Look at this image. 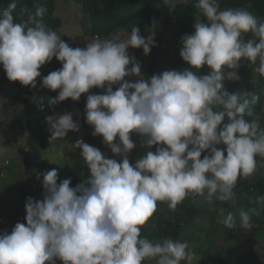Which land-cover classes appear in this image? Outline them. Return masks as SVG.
<instances>
[{"label":"clouds","instance_id":"1","mask_svg":"<svg viewBox=\"0 0 264 264\" xmlns=\"http://www.w3.org/2000/svg\"><path fill=\"white\" fill-rule=\"evenodd\" d=\"M170 10L175 0H164ZM194 32L181 38L180 56L189 65L146 77L129 49L145 56L156 43L154 21L141 34L101 39L71 47L43 20L47 9L33 13L15 0L0 10V66L7 79L37 88L41 67L53 58L62 67L42 77L41 88L58 92L56 105L79 102L87 94L86 123L102 136L109 158L83 140L70 145L90 171L76 186L60 180L59 170L43 172V197H28L26 223L0 233V264H192L196 253L186 240L149 239L142 228L157 212L158 202L176 211L188 198L233 201L238 182L253 177L264 159V126L249 110L261 97L229 92L225 81H238L243 61L264 77V18L246 8H221L219 0H197ZM26 17V18H25ZM207 66L210 71L201 75ZM136 79L133 80L132 78ZM253 79L252 83H258ZM118 85L116 90L113 86ZM102 89L94 94L92 89ZM251 97V99H249ZM49 142L78 131L70 112L48 115ZM148 150L135 164L132 134ZM223 146V147H218ZM153 149H155L153 151ZM206 153V154H205ZM59 180V183H58ZM248 210L228 211L221 223L229 230L251 232L252 217L264 213V194L250 199ZM153 227L155 222L153 221ZM257 253L264 257V243Z\"/></svg>","mask_w":264,"mask_h":264},{"label":"trees","instance_id":"2","mask_svg":"<svg viewBox=\"0 0 264 264\" xmlns=\"http://www.w3.org/2000/svg\"><path fill=\"white\" fill-rule=\"evenodd\" d=\"M70 1L80 6L84 14V18L81 22L82 35L71 40H65L74 48L83 47L87 43V38H93L95 36H99L101 39L112 38L122 34L123 31L130 32L133 26H139L141 31L147 30L152 26L154 21L156 24L160 21H166L168 24L172 25L171 30L168 31L172 37L169 39V45L176 46L180 37L185 32H187V34L192 33V26H194L195 23L194 17L197 15L198 11L194 7L197 0H187L175 4L173 10H170L169 7L164 4V0ZM12 2L13 0H0V10L7 9ZM219 2L221 8L242 7L264 18V0H219ZM15 3L17 4V9L14 10V13L25 5L33 13L37 7L44 6L47 9L43 17L44 22L54 30L62 26V20L56 16L58 0H15ZM177 25H180L183 30L178 31L176 28ZM174 35H178V38L175 39ZM171 58L173 60V70L182 71L189 67L185 61L175 60L173 57ZM47 67L48 72L46 75L51 71L61 68L62 65L58 60L53 58V60L47 64ZM255 67L256 65H249L247 61H243L240 68L236 70L240 76V80L228 81L225 87L229 92L236 93L247 91L251 94L260 96L261 103L255 105H252L251 102L249 103V110L252 112V116L248 118L253 119L259 115L261 124L264 126V77H259L258 74L255 73ZM164 70H167V67H159L156 63H152L145 69L144 76L151 77L153 74H157ZM209 71L210 69L205 66L200 70L199 74L204 75ZM253 79H258L259 82L253 85ZM40 84H37L38 87L35 89L29 86L28 90L24 93L20 92L16 94L17 100L22 103V106L14 108V118L10 128H25L26 144L22 149V161L28 170V175L20 186L12 189L9 194V199L0 200L1 207H3V203H8L10 201L15 205L18 212L25 216L27 198L32 197L34 200L39 201L43 197L44 190L41 182V174L47 171V166L45 164H33L32 156L46 149V140L49 132L46 117L48 115H62L65 112L73 113L80 102L84 107L86 106L87 98V94H84L81 96L79 102L68 99L53 105L50 102L58 95V92L41 88ZM117 87L118 85H114L113 90H116ZM35 91L36 93L33 95ZM103 91L104 90L98 88L92 89V93L94 94H103ZM24 94L27 95L24 96ZM32 97L33 99L30 102L29 100ZM249 99H251V97H249ZM132 138L137 145V151L130 154L129 160L131 163L135 164L136 160L148 149L141 145V138L139 135L133 133ZM82 140L92 146L98 144L89 134H85ZM154 150L155 149H153V151ZM78 157L79 154L74 157L73 165L70 169V178L73 187L83 182L90 174V171L84 174ZM120 160L119 158L118 161ZM257 160L259 163H264V159L260 157H257ZM235 191L236 197L233 201L222 203L215 198L212 201L208 200V205L214 212L215 217H217L214 218L217 223H221L220 221H222V218L228 211L239 212L241 209L248 210L252 206L250 204V199L257 194H264V168H259L253 177L240 180ZM196 198L205 199V197L202 196H197ZM196 213L201 212L188 203L178 205L176 211L170 210L167 205L158 203L157 212L154 214L152 220L148 225L142 228V236H147L149 239L153 240L163 239L165 236L176 239V232H183L186 221H192V217ZM153 221L155 222V227H153ZM252 222L254 225L251 231L252 233L264 231V213H262L260 217L253 216ZM239 231L241 230L239 229ZM216 234L217 232L213 235V242L218 240ZM197 253L200 259L192 262V264H264V257L259 255L257 251L250 252L246 248L236 249L227 244L215 245L213 248L209 247L204 251L199 250ZM57 264H61V262L57 261Z\"/></svg>","mask_w":264,"mask_h":264},{"label":"rangeland","instance_id":"3","mask_svg":"<svg viewBox=\"0 0 264 264\" xmlns=\"http://www.w3.org/2000/svg\"><path fill=\"white\" fill-rule=\"evenodd\" d=\"M184 1L187 0H175V4ZM56 16L62 20V26L59 29H56V31L64 40H71L82 35L81 22L84 18V14L80 6L70 0H58ZM171 28L172 25L168 24L166 21L157 22L156 43L158 46L153 47L149 55L145 56L143 49H129V53L135 55L137 61L141 63L143 75L147 66L152 63H156L159 67L165 66L167 67V70H173L174 66L171 57L175 60H183L180 56V49L182 47L181 38L186 35L187 32L180 37L176 46H171L169 45V39L172 37L168 33ZM176 28L178 31L183 30L180 25H177ZM194 30V26H192V33ZM127 33L130 32L123 31L120 35ZM141 34L147 36L149 33L147 30H144L141 31ZM178 35H174L175 39L178 38ZM91 39L92 38H87V42ZM40 71L42 77L46 76L48 72L47 64L42 66ZM159 73L161 72H158L157 74ZM42 77L37 78L38 85L42 82ZM132 79L135 80L136 78L133 77ZM228 81L229 80H226L225 84L228 83ZM28 88L29 86H23L19 81H9L3 67L0 66V200L9 199V194L12 189L20 186L28 175V170L22 161V149L26 144L25 128H10L14 118V108L22 106V103L17 100L16 94L20 92L24 93ZM35 93L36 91L33 95H35ZM26 95L27 94H24V96ZM32 99L33 97L29 101L31 102ZM72 115L79 130L76 132H69L68 136L63 141H54L52 144L49 142L48 138L50 132H48L46 149L32 156L33 164H45L47 170L57 168L59 170L60 180L71 177L70 169L73 165V159L78 154L79 163L83 168L84 174L89 171L80 156L81 150H70L69 145L74 144L78 140H82L85 134L92 136L93 139L98 142L94 147H97L102 152L106 153L109 158L117 160L120 158L114 156L105 146L102 136L92 135L94 129L86 123L85 107L81 102L78 104V107ZM136 151L135 148L130 154H133ZM158 203L167 205L166 203ZM183 203H188L201 212L196 213L192 217V221H186V226L183 227V232H176V239L186 240L195 253L199 250L204 251L209 247L213 248L215 245L226 244L233 246L236 249L246 248L248 251L254 252L256 251L255 249L258 241L264 243V231L252 233L242 228L229 230L223 223H217L214 219L217 217H215L214 212L208 205V200L206 198H188ZM2 205L3 207L0 206V233H3L4 231L11 232L17 222L21 223V217L25 219V215L19 213L15 205L10 201L8 203H3ZM236 213L238 214V212ZM239 229L241 231H239ZM216 232L218 240H215L214 243L212 238ZM196 256V261H198L200 259L198 253ZM145 264H155V262L146 261Z\"/></svg>","mask_w":264,"mask_h":264},{"label":"built area","instance_id":"4","mask_svg":"<svg viewBox=\"0 0 264 264\" xmlns=\"http://www.w3.org/2000/svg\"><path fill=\"white\" fill-rule=\"evenodd\" d=\"M20 219H21V223H25V219L23 217H21Z\"/></svg>","mask_w":264,"mask_h":264}]
</instances>
